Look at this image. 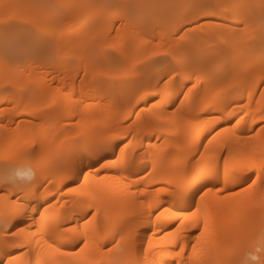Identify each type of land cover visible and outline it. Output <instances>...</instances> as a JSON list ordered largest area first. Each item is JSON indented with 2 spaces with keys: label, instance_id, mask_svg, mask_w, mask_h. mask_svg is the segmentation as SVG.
<instances>
[{
  "label": "snow or ice",
  "instance_id": "snow-or-ice-1",
  "mask_svg": "<svg viewBox=\"0 0 264 264\" xmlns=\"http://www.w3.org/2000/svg\"><path fill=\"white\" fill-rule=\"evenodd\" d=\"M64 7L92 10L94 23L64 17L69 34H58L51 24L57 15H63L59 10ZM168 7H182L187 13L179 21H158L155 10ZM241 8L259 9V62L264 68V0L259 5L212 0L184 5L149 0H98L72 6L0 4V91L5 95L0 102V132L6 133L0 136V221L4 226L0 264H264V91L259 92L262 106L257 113L249 111L253 102L249 92L247 105L238 103L235 109L227 105L220 115L205 122L210 138L203 145L204 153L193 151L205 131L199 127V114L184 121L185 143H168L178 134L176 117L186 102L190 112L205 113L217 92L223 91L221 84L237 92L247 90L255 61L229 67L226 61L208 60L193 40L195 33L222 38L230 32L241 41L224 38L222 43L225 49H234L244 37L255 39L252 16L238 11ZM129 41L144 53L143 60L128 55ZM61 54L66 63L87 57L90 66H83L82 77L78 69L74 77L65 78L71 81V88L67 82L53 87L45 81L42 99L37 102L41 77L35 69L59 63ZM217 71L224 79L213 82L210 74ZM117 78L133 83L155 80V88L141 87L135 104L113 114L112 105L105 104L106 86ZM55 79L53 76V82ZM202 80L213 83V90L198 102L199 91L193 93L198 85L203 87ZM260 86L264 87V78ZM92 93L96 102L89 104ZM148 97H152L151 107ZM69 101H74V106L69 107ZM169 105L175 111L163 119ZM60 108L71 115L80 131L78 138L71 140L72 167L54 178L43 148L49 132L46 121ZM97 111L101 115L107 112L115 126L99 133ZM238 111L243 114L236 119ZM245 117L254 127L248 126ZM221 121L230 126L223 127ZM165 129V135L157 134ZM245 130L254 135L246 136ZM226 134L228 139L209 154V147ZM145 139L148 147L138 167L133 143L142 146ZM256 140L258 144L252 143ZM169 147L187 151L191 159L199 156L204 163L189 167L190 159L180 172L166 171L165 148ZM108 152L112 158L104 155ZM110 169L116 175H101V170ZM90 178H95V184ZM108 180L122 185L132 204L138 202L139 209L131 218L116 217L109 210L106 197L111 185L104 183ZM149 184L151 190H147ZM58 198L64 201L60 207L68 203L74 207L60 216L50 215V209L56 207L51 200ZM226 205L234 212V221ZM141 228L147 232L142 233ZM157 230L162 232L158 238ZM33 253L35 261L25 259Z\"/></svg>",
  "mask_w": 264,
  "mask_h": 264
},
{
  "label": "bare ground",
  "instance_id": "bare-ground-1",
  "mask_svg": "<svg viewBox=\"0 0 264 264\" xmlns=\"http://www.w3.org/2000/svg\"><path fill=\"white\" fill-rule=\"evenodd\" d=\"M98 0H0V4L2 3H19V4H28V3H43V4H49V5H87L91 3H96ZM117 2H121V0H117ZM149 2L157 3L161 5H184V4H191V3H197L199 0H149ZM212 2H220V3H226V4H233V5H246V4H255L259 5L260 0H212ZM240 12L250 13L253 20V26L255 29V32L253 35L256 37L255 39H247V37L243 38V41L236 44V47L234 49H225L224 44L222 43V40L226 38L230 42L235 41H241V37H234L232 34L225 33L224 37L217 38L213 36H207L204 33H195L193 35L194 44L201 50V54L204 58L208 60H216L217 63H224L225 61L228 63L229 67H231L232 64H239L240 62H248V61H255L253 63L252 68L250 70V84L246 85L247 90H241L239 92L235 91L234 89L227 88L223 84L220 86L223 87V91L217 92L216 98L211 101L209 110L205 113H195L190 112L188 108V103L186 102L185 107L183 109L182 114L178 115L176 117L177 125L176 128L179 130L178 134L176 136L170 137L168 143L169 144H176V143H185L186 142V135H185V127H184V121L189 118L192 115L199 114L201 117V120L198 122L199 127L205 128V131L201 134L200 137V144L197 146V148H194L193 151H199L200 153H204L205 149L203 145L207 144V139L210 138L208 136V130L205 127V122L210 121L214 117L221 114V110L226 107L227 105H231L233 109L237 108V104L240 103L242 105H247L249 103V92L253 93V102L251 109H249L252 113H257L262 106L261 104V97L259 95V92L264 91V87H261V81L262 78H264V68L260 65V56H261V46L259 41V9H238ZM60 13L63 15H57L52 20V29L55 30L58 34H63L65 37L69 34L68 30V22L64 17L72 18V17H78L81 19H88L90 23H94V13L90 9L86 8H79V7H64L59 10ZM187 10L182 7H168L163 9H157L154 12L155 17L158 21L161 22H174L179 21L181 18L186 15ZM214 20L218 21L219 18H213ZM228 23H232L229 21ZM152 25H149V28H151ZM159 28L157 27L156 31L159 32ZM113 37H115V33L112 34ZM159 40V37L157 36V42ZM67 43V41H65ZM96 52L100 53L99 46H94ZM128 55L130 57H134L137 60H143L144 59V53L140 50H138L134 45H132L131 41L128 42V48H127ZM226 53V54H225ZM100 60L103 59L102 56H98ZM59 63L47 65L44 67H37L35 69L36 75L41 77L40 83L36 87V99L37 102H40L42 99L41 97V90L44 88L45 81L47 83H52L53 87H62L65 82L68 83L69 88H71V81L65 80L66 77L72 76L74 77L77 73L78 69L80 70V76H83L82 68L85 64H88L90 66V61L87 57L82 61L80 59H75L74 61L65 62V57L63 54L59 57ZM32 69H30L31 71ZM2 71V69H0ZM211 79L213 82H220L224 79V75L222 72L217 71L215 73L210 74ZM55 76V81L53 82L52 78ZM91 80V75L89 77ZM192 82H195V77H193ZM203 84V87L198 85V88L194 90L193 95L196 94L197 91H199V101L202 102L205 99L206 94L211 96L212 90H213V83H206L204 80L201 81ZM190 86V85H189ZM80 87V81H76V89L77 93L79 92ZM108 91V99L105 101V104L112 105V112L115 114L116 112L120 110H127L130 104H135L134 97L137 95L138 89L141 87L148 88L149 90L155 88V80H149L145 79L139 82H125L123 79L117 78L113 81H111L107 86ZM163 85H161V88ZM184 91H187L185 88ZM95 93H92L88 99L89 104H94L96 101L94 99ZM10 98V97H9ZM182 98V97H181ZM5 95L2 91H0V102L4 101ZM148 107H151L152 97H148ZM69 107L74 106V101L66 102ZM176 104L178 105V101H176ZM168 110L163 113V119L171 117V114L173 111H175V108L172 105L167 106ZM242 112H237L236 119H239L240 115H242ZM97 118L100 120V124L98 125V131L99 133H104L107 131V129L111 126L114 127L116 121L111 119L110 115L106 112L103 115H101L98 111L96 112ZM2 119V118H0ZM59 119V122H57ZM135 119V117H133ZM247 120L249 127H254L252 120L248 117H245ZM256 121L259 123V116H256ZM19 122V121H18ZM234 123V120L232 121ZM221 124L223 127H229L228 121H221ZM243 125V121H242ZM46 126L49 127V132L44 139V152L46 156L48 157V160L50 161L51 168H50V174L55 178L57 173L62 172L65 169H69L72 167L73 164V158L72 153L74 151V148L71 144V140L78 138L77 132L80 131L79 128H77L73 124V120L71 115L66 112L63 108L54 110V116L53 119L46 121ZM13 128H15V125H12ZM171 127V126H169ZM175 130V129H174ZM219 130V129H217ZM259 130V129H257ZM21 133L24 134V129L22 128ZM167 132V129L165 130H158L159 135H165ZM6 133L0 132V136L5 135ZM247 135H254V133H250L245 130L244 133ZM228 135L226 134L224 136H221L218 138V140L209 147V154L213 150L217 148L219 144L224 143L228 139ZM194 136V133H193ZM131 139V137H129ZM119 143V141H117ZM152 143L155 144L157 141L155 139H152ZM161 145H164V141L159 142ZM252 143L258 144L259 141H253ZM23 146V144L21 145ZM133 147L136 149V165L140 166V161L144 156V149H147L148 147V140L145 139L143 142V145L141 146L138 141H134ZM165 151L167 152V157L164 161V168L166 171H170L173 173L180 172L185 164L191 159L190 154L185 152H178L175 148H165ZM116 154L118 155L119 152L117 150ZM131 156V152L129 153ZM104 155L112 158V153H104ZM204 163V161H201L200 157L197 156L195 159H191L189 167L196 166L197 163ZM222 166V161L220 162ZM150 169V164L148 165ZM102 176H113L116 175L115 170H101ZM253 178H255L253 176ZM92 183L95 184V178H90ZM80 181H83V177H80ZM70 185L75 186L72 181L68 182ZM105 184L111 185L107 192V204L109 207V210L113 213L114 216H128L131 218V214L135 211H138L139 204L138 202L134 205L130 202L129 198L125 197V194L122 191V185H117L113 181L108 180L104 181ZM152 185L149 184L147 186V190H151ZM44 190L41 189V192ZM55 191V190H53ZM66 191V189H65ZM132 191H136L135 187H133ZM2 194V193H0ZM73 197L69 196L68 200L71 201ZM42 202V201H41ZM63 200H60L59 198L57 200H51V203L56 205L55 208L50 209L49 214L50 215H57L60 216L63 213H65L66 210L71 209L74 207L72 204L68 203L65 204V207H60V203H63ZM47 207V205H45ZM234 208V205L232 206ZM43 209H41L42 211ZM226 212H228V215L232 221L236 219L234 212L229 211L228 206L226 205L225 208ZM261 212V209L257 207L256 209V215L259 216ZM153 221H155V217H152ZM161 223L164 225L165 228L168 227L167 222L161 221ZM140 231L142 233L147 232V228H141ZM194 231V230H189ZM4 232V226L2 221H0V237L3 236ZM162 234L161 230H157V238ZM198 234V233H197ZM148 235H151L150 232H148ZM192 242H194L193 237H189ZM146 245V241H145ZM187 251L190 253L191 249H187ZM25 259H31L32 261L36 260L35 253H33L30 257H25Z\"/></svg>",
  "mask_w": 264,
  "mask_h": 264
}]
</instances>
